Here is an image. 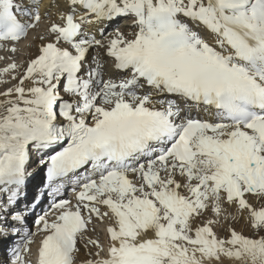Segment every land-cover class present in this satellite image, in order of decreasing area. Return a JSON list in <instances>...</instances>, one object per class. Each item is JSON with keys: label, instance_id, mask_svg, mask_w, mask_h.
<instances>
[{"label": "snow or ice", "instance_id": "6c2138e0", "mask_svg": "<svg viewBox=\"0 0 264 264\" xmlns=\"http://www.w3.org/2000/svg\"><path fill=\"white\" fill-rule=\"evenodd\" d=\"M0 51L6 264H264V0H0Z\"/></svg>", "mask_w": 264, "mask_h": 264}, {"label": "bare ground", "instance_id": "6f19581e", "mask_svg": "<svg viewBox=\"0 0 264 264\" xmlns=\"http://www.w3.org/2000/svg\"><path fill=\"white\" fill-rule=\"evenodd\" d=\"M119 20H121L120 23H118L119 25L116 26V27H113L114 24H116ZM117 20L113 25L109 26L107 24L101 26V30H107V33H110L113 31L114 28H119L120 30L122 31H130V27H129V21L127 19H124V18H121ZM39 31V29H38ZM43 31H44V28H43ZM42 31V32H43ZM40 32V33H42ZM30 36L28 37V39H24L22 40L20 43H19V47L18 49H21V54H20V58L19 62H17L18 64L21 65V70L23 69V67H26V62L34 57L36 55V44L37 42L35 41V37H36V31L35 32H30ZM99 38V36H98ZM23 45H25L26 48L23 47ZM29 45H31V47H29ZM16 81H10V85L9 86H6L4 88H0V91H3L5 90L7 87H11L12 84H14ZM1 86V85H0ZM39 167V166H37ZM35 167V164H31L29 166V172L32 173V175L30 177L27 178L26 180V185L23 189V191L21 192L20 194V197L18 199V203L14 206V209L16 208H21L22 210H24V216H26V221L25 223L29 225V222H30V209H29V203L30 201L32 200L33 196L36 195L37 193H40V192H43L45 193L46 192V189L43 187V173H42V170L39 168ZM65 193L66 191L64 190L61 194V197H64L65 196ZM45 199V198H44ZM43 205V204H42ZM41 205V206H42ZM41 206L39 207H36V211L38 209L41 208ZM22 212V211H21ZM10 219V218H9ZM17 227H20V231H21V234L24 232V226H21L18 222L15 224ZM228 225L226 223H223L220 225L219 229L216 231L218 232L219 235L223 236L225 235V232L224 231H221V228H227ZM239 228V226H237ZM101 228H103V225H101ZM95 234V233H93ZM9 236V237H8ZM8 236H0V252L1 254L4 252L5 253V256H6V246L7 244H9L10 240L11 239H16L18 238L20 235H16L15 233H10ZM11 237V238H10ZM13 237V238H12ZM101 240H103V235L101 237Z\"/></svg>", "mask_w": 264, "mask_h": 264}, {"label": "rangeland", "instance_id": "374dc122", "mask_svg": "<svg viewBox=\"0 0 264 264\" xmlns=\"http://www.w3.org/2000/svg\"><path fill=\"white\" fill-rule=\"evenodd\" d=\"M121 22V20H119L117 23H116V25L114 24L113 25V27H115V26H118L119 24L118 23H120ZM43 28H44V25L42 24V25H40V27L38 28L39 29V31H38V29L36 30V34H38V33H40V32H42L43 31ZM107 29V28H106ZM105 29V30H106ZM104 31V30H103ZM30 34L31 33H29V35H28V37L30 36ZM108 33H107V30L105 31V35H107ZM28 37L26 38V39H28ZM100 38V37H99ZM19 47V46H18ZM23 47L24 48H26L25 47V45H23ZM21 49H18V51H17V53H15V54H13L14 55V59H15V61L16 62H19V61H21V60H19V58H20V54H21ZM9 55H10V53H8V52H6V51H0V57H2L3 59H0V68H3V67H5L6 65H7V63H9V62H11L9 59H8V57H9ZM90 58H91V56H90ZM10 85V82L9 83H7V84H3V85H1L0 86V88H4V87H6V86H9ZM35 164V163H34ZM38 165L37 164H35V167H37ZM38 168V167H37ZM66 191V190H65ZM30 208V207H29ZM16 209H21V208H16ZM16 209H14V210H16ZM17 211V210H16ZM22 213V212H21ZM29 216H30V219H31V212H29ZM24 216V215H23ZM26 217V216H25ZM10 218V219H9ZM8 220L9 221H11V217L9 216L8 217ZM15 224L17 223V222H14ZM219 227L220 226H217V230L219 229ZM98 228L99 229H101L102 230V228H101V225H98ZM36 231V229H34V232ZM92 235H95V234H93L92 233ZM9 237V236H8ZM101 237H102V235H101ZM11 238V237H10ZM13 238V237H12ZM13 245V244H12ZM11 245V246H12ZM10 246V247H11ZM8 247H9V244H7V246L5 247L6 249V251H7V249H8ZM5 251V252H6ZM0 262H2L3 260H4V258H8L9 256H5V253L3 252L2 254H1V252H0ZM7 255V254H6ZM5 262V261H4ZM7 262V261H6ZM6 262L4 263V264H6Z\"/></svg>", "mask_w": 264, "mask_h": 264}]
</instances>
